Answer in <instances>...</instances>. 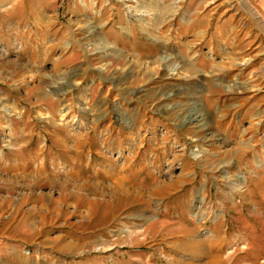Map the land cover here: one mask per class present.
Masks as SVG:
<instances>
[{"label": "rangeland", "instance_id": "1", "mask_svg": "<svg viewBox=\"0 0 264 264\" xmlns=\"http://www.w3.org/2000/svg\"><path fill=\"white\" fill-rule=\"evenodd\" d=\"M0 264H264V0H0Z\"/></svg>", "mask_w": 264, "mask_h": 264}, {"label": "bare ground", "instance_id": "2", "mask_svg": "<svg viewBox=\"0 0 264 264\" xmlns=\"http://www.w3.org/2000/svg\"><path fill=\"white\" fill-rule=\"evenodd\" d=\"M65 111V110H64ZM63 111V112H64ZM199 114L195 111L193 114H192V116H191V118H190V122H192V123H196V125L198 126V127H201V123H202V121H203V119L201 118V116L199 115ZM41 168H38V170H37V176H32V181L30 182V186L31 187H36V186H42V184L44 183V181H46V180H42V178H41ZM33 175V174H32ZM25 178V177H24ZM46 182H48L49 183V181L47 180ZM54 183V182H53ZM52 183V184H53ZM89 183L87 182V181H83L81 184H79V185H74L75 187H73L72 189H65L64 187H61V188H64V189H62L61 190V192L64 194V193H66V194H64L65 196H66V198L68 197V198H72V197H74V195H76V193H78V194H80V196H82L81 198H80V200L82 201V203L83 202H85V201H87L86 200V196H84V194H82L81 193V191L82 190H84L85 189V186L86 185H88ZM117 185V188H116V192H125V194L126 195H129V194H131V192L129 191V190H127L128 188H124V186H122L121 184H116ZM31 187H29V189H31ZM61 193V194H62ZM62 194V195H63ZM77 194V195H78ZM79 196V197H80ZM41 197H45V196H42V194L40 195V196H38V198L39 199H41ZM73 199V198H72ZM88 199V198H87Z\"/></svg>", "mask_w": 264, "mask_h": 264}, {"label": "crops", "instance_id": "3", "mask_svg": "<svg viewBox=\"0 0 264 264\" xmlns=\"http://www.w3.org/2000/svg\"><path fill=\"white\" fill-rule=\"evenodd\" d=\"M2 1V0H1ZM4 2H6V0H4Z\"/></svg>", "mask_w": 264, "mask_h": 264}]
</instances>
